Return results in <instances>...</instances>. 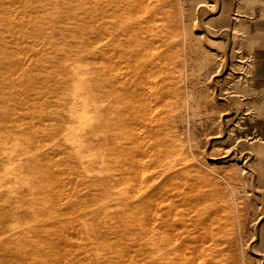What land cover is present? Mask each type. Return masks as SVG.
Wrapping results in <instances>:
<instances>
[{"label":"rangeland","instance_id":"374dc122","mask_svg":"<svg viewBox=\"0 0 264 264\" xmlns=\"http://www.w3.org/2000/svg\"><path fill=\"white\" fill-rule=\"evenodd\" d=\"M173 2L175 22L193 39L202 33L195 46L215 60L209 73L194 74L196 119L175 129L189 148L184 166L170 170L179 146L138 153L127 189L140 191L139 199L126 217L110 50L99 40L106 28L93 23L97 3L0 0V264H264L257 245L264 235V0ZM164 130L167 138L171 125ZM127 153L131 163L135 154ZM162 174H170L168 184ZM162 200L175 222L222 204L234 224L223 255L211 258L203 235L174 225L179 237L161 260L155 208Z\"/></svg>","mask_w":264,"mask_h":264},{"label":"bare ground","instance_id":"6f19581e","mask_svg":"<svg viewBox=\"0 0 264 264\" xmlns=\"http://www.w3.org/2000/svg\"><path fill=\"white\" fill-rule=\"evenodd\" d=\"M102 1L95 0L98 6L94 8L93 14H95V17L93 23L98 28H106V32H104L99 40L102 41L101 45L108 46L110 50L108 60L111 64L110 76L113 79H111L113 93L112 107L115 110L117 125L119 127L118 156L123 161L120 171L122 184L120 205L124 215L130 217L136 214L134 208L139 199L138 193L140 192L127 189L128 179L135 174L134 167L138 162L136 159H140L139 156L137 157V154L139 153L142 157L143 154H148V152L150 153L152 151L164 152V149L168 146H179L182 149L179 153L181 157L174 160L170 170L175 171L177 170L176 166H184L189 148L186 146L182 147V142L178 140L175 129L177 127L181 129L185 123H190L191 125V121L196 117V108L192 107L190 103L191 97L194 96L191 90L194 74L197 72L203 74L209 73L215 59L209 53H202L201 55L198 46H195V43L199 42L200 37L203 36L202 33L198 35L199 37L197 36L193 39L189 36V30L185 25H178L175 22L177 12L173 0H104L103 3ZM199 5L197 4L196 8ZM197 81L198 79L195 82ZM166 106L169 111L166 112L168 116H170L168 113H172L170 110L176 107L179 109V115L181 117L179 115L175 116V114L171 117L166 116L167 118L164 119L163 114L165 113L164 109ZM48 116L50 115L48 114ZM185 116L189 119L186 120ZM168 125H171V134L167 138L165 136L162 138V133H165L164 129ZM194 129L197 131L196 128ZM184 143H186V140H184ZM129 151L134 153L135 156H133L131 163H126V155ZM147 158L149 159L150 156ZM148 159L146 163L149 165L151 159ZM207 163V167L211 169H216L220 166L217 162L207 161ZM149 167L151 168V166ZM238 168V164L232 167L235 172L238 171ZM169 175L162 174L160 181L164 185L170 181L171 176ZM182 189L184 188L182 187ZM170 190L171 194L169 195H172L173 191L172 189ZM184 190L187 189L185 188ZM187 192L185 191L183 193ZM176 193L178 192L176 191ZM66 194L64 195L66 196ZM198 194L201 195L200 192ZM209 195L212 194L209 193ZM216 195L218 196V194ZM172 196L174 198L176 194ZM191 198L193 197L191 196ZM211 198L213 199L212 196ZM190 199L189 201L191 202ZM194 200L196 199L194 198ZM207 200L205 204L210 201ZM166 201L168 200H162L155 208V219L158 220L156 236L159 237L156 252L159 258L163 260L167 253L172 252V243L179 237V234L171 231L174 229V225H180L182 229L185 231L188 230L190 233L191 231H196L200 235H203V242L208 243L211 258L214 259L216 254V256H220L223 245L231 237L229 236L230 232L227 227L231 221L230 218V221H228V214L226 215L228 210L222 204H212L203 210L201 217L200 215L191 217L192 215L189 214V217L185 218V220L180 218L175 222L168 217L170 214L168 209L169 205L163 203ZM197 207H195V210ZM173 213H176V211ZM231 223L233 224L232 221ZM231 223L230 227L233 228ZM166 228H168L167 230L171 229L170 232H172V238L168 239V241L163 235ZM184 242L187 241L183 240ZM201 246H199L200 249ZM194 248L196 247L194 246ZM195 256L197 258L198 256L200 257V253L198 256ZM189 257L190 255L187 256V258ZM203 262V264L205 262L207 264V261ZM197 263L199 262L197 261Z\"/></svg>","mask_w":264,"mask_h":264},{"label":"crops","instance_id":"0c3cea01","mask_svg":"<svg viewBox=\"0 0 264 264\" xmlns=\"http://www.w3.org/2000/svg\"><path fill=\"white\" fill-rule=\"evenodd\" d=\"M262 19H264V18H262ZM261 19V20H262ZM260 23H263L264 24V22H260ZM264 26V25H263ZM263 50H264V47L262 48ZM263 53H264V51H263ZM262 64H264V62L262 63ZM257 245L259 246V248L261 249V252H260V254L263 256V258H264V235H263V238H259V241L257 242Z\"/></svg>","mask_w":264,"mask_h":264}]
</instances>
